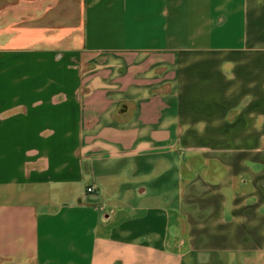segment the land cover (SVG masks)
Here are the masks:
<instances>
[{"label": "crops", "instance_id": "1", "mask_svg": "<svg viewBox=\"0 0 264 264\" xmlns=\"http://www.w3.org/2000/svg\"><path fill=\"white\" fill-rule=\"evenodd\" d=\"M64 1L0 0V264H264V0Z\"/></svg>", "mask_w": 264, "mask_h": 264}, {"label": "rangeland", "instance_id": "2", "mask_svg": "<svg viewBox=\"0 0 264 264\" xmlns=\"http://www.w3.org/2000/svg\"><path fill=\"white\" fill-rule=\"evenodd\" d=\"M65 22L69 23H81L83 18V0H65Z\"/></svg>", "mask_w": 264, "mask_h": 264}, {"label": "built area", "instance_id": "3", "mask_svg": "<svg viewBox=\"0 0 264 264\" xmlns=\"http://www.w3.org/2000/svg\"><path fill=\"white\" fill-rule=\"evenodd\" d=\"M94 190H95L94 187H90V188H88V192H93Z\"/></svg>", "mask_w": 264, "mask_h": 264}]
</instances>
